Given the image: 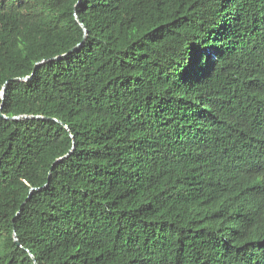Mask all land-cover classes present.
<instances>
[{
	"label": "trees",
	"instance_id": "16d2710c",
	"mask_svg": "<svg viewBox=\"0 0 264 264\" xmlns=\"http://www.w3.org/2000/svg\"><path fill=\"white\" fill-rule=\"evenodd\" d=\"M0 264H264V0H0Z\"/></svg>",
	"mask_w": 264,
	"mask_h": 264
},
{
	"label": "water",
	"instance_id": "95a60500",
	"mask_svg": "<svg viewBox=\"0 0 264 264\" xmlns=\"http://www.w3.org/2000/svg\"><path fill=\"white\" fill-rule=\"evenodd\" d=\"M36 66L34 67V70H35ZM16 240V239H15ZM17 241V240H16Z\"/></svg>",
	"mask_w": 264,
	"mask_h": 264
}]
</instances>
